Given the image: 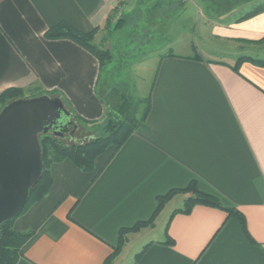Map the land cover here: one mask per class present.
I'll return each instance as SVG.
<instances>
[{
  "label": "crops",
  "instance_id": "0c3cea01",
  "mask_svg": "<svg viewBox=\"0 0 264 264\" xmlns=\"http://www.w3.org/2000/svg\"><path fill=\"white\" fill-rule=\"evenodd\" d=\"M116 1L0 0V95L9 88L25 90L28 98L54 92L77 121L101 123L98 60L70 39L45 34L65 22L99 36ZM182 1L157 4L175 8ZM199 1L206 17L198 43L177 38L155 51L148 128L119 150L108 148L91 172L69 159L51 166L47 195L14 222L15 231L33 233L17 264H105L122 229L149 221L158 196L192 182L241 212L252 240L236 218L203 205L176 214L167 234L172 206L190 196L177 193L154 225L127 234L111 264H121L133 242L129 264H264V67L245 60L233 69L242 44L260 48L247 42L264 38V12L238 21L249 11L237 17L221 12L225 0ZM161 6L155 24L166 27L171 21Z\"/></svg>",
  "mask_w": 264,
  "mask_h": 264
},
{
  "label": "trees",
  "instance_id": "16d2710c",
  "mask_svg": "<svg viewBox=\"0 0 264 264\" xmlns=\"http://www.w3.org/2000/svg\"><path fill=\"white\" fill-rule=\"evenodd\" d=\"M225 2L224 4H226ZM261 12H264V2L255 6L253 10L245 13L238 19V21L250 19ZM111 20L112 19L109 16L107 19L108 26L111 23ZM119 22L115 25L114 29L118 30L121 28L122 23ZM97 31L98 30H93L89 33H83L74 29L69 24L62 22L59 25L49 29L46 32L45 37L49 39L67 38L72 40L94 55L100 64V69L102 70L111 59V54L107 51L97 49V47L93 44V40ZM247 43L264 47V38L259 41ZM198 58L200 59L201 57ZM245 60L264 67V59L243 55L238 59L236 64L233 66V69L238 72L241 63ZM154 82L149 95L143 99L135 98V96L130 93L126 87H114L105 93L98 91V95L106 109L105 118L101 123L88 124L81 122L85 126L96 128L101 132L100 134L95 133L92 135V137H90L89 141L87 142H82L76 145H66L63 143L62 138H58L52 134L41 135L40 144L43 155L42 177L39 182L30 190L29 200L20 215H22L30 206L41 201L47 195L52 185L51 166L54 163L69 159L84 171L91 172L95 169L96 159L105 153L108 148L113 147L116 150H119L135 132L147 129V120L152 106V89L154 87ZM40 95L56 97L54 92L49 94L42 93ZM21 98H25V90L19 88H9L5 90L0 95V111L8 103ZM177 193H190V196L185 199L183 207L173 211L166 226L167 234L169 225L176 214L187 215L191 213L195 206L203 205L224 210L228 213L229 217L236 218L240 222L245 235L252 240L247 229L245 217L241 212L236 209L223 207L216 197L202 192L198 188L197 183L192 182L184 189L172 190L166 195L158 196L157 209L149 221L139 222L130 229H122L119 235V244L115 248L113 255L106 261L105 264H111L112 260L120 254L122 248L127 242L125 238L126 233L134 232L144 227L154 225L156 216ZM18 217L0 225V264H17L21 257L22 247L33 235L32 232L20 233L15 231L13 225ZM167 237L168 240L166 244H173L174 241L169 236ZM146 248L147 246L137 257L142 255Z\"/></svg>",
  "mask_w": 264,
  "mask_h": 264
},
{
  "label": "rangeland",
  "instance_id": "374dc122",
  "mask_svg": "<svg viewBox=\"0 0 264 264\" xmlns=\"http://www.w3.org/2000/svg\"><path fill=\"white\" fill-rule=\"evenodd\" d=\"M157 1L158 0L116 1L114 11L110 15L112 19L111 23L109 26L106 23L103 33L101 32L99 36L96 34L93 40V44L97 49L107 51L111 54V59L101 70L98 84L99 92L105 93L114 87H126L135 98H146L150 93L158 68L159 59L155 53L156 49L168 41L177 38L186 42L191 40L196 44L198 43L201 37L198 30L203 26L206 17L205 3L199 0L188 2H184L183 0L182 2H184L185 7H182L181 4L183 3L180 2L179 7L171 8V6L168 7L166 2L157 4ZM225 1L226 5L224 9L220 8L221 6L219 7L221 12L223 13L229 10L231 15L238 17L243 12L253 10L255 4L259 3L261 0ZM158 5L159 7L161 5L163 6L161 7L166 10L168 21H171V23L166 24V27H157L155 24V21H157L156 19H159L157 15L160 16L158 12L161 10ZM177 14L179 15L178 17H176ZM118 22L122 23V26L116 30L114 27ZM193 25L197 27V30L192 31L194 30ZM167 27L169 28L167 29ZM196 33H199L198 37ZM195 37L196 39L193 40ZM242 46L241 55L264 59V47H260L256 50L255 47H250L246 44H242ZM233 50H235V48L231 49V51ZM255 50L260 51L261 54H257ZM34 94H36L35 97H37L39 93ZM79 123L81 128L77 131L76 140L63 139L64 144L76 145L87 142L90 139V134L101 133L96 128L87 127L81 122ZM183 205V202L176 201L171 211H173L174 208H181ZM168 215L166 216L165 223L169 217ZM165 223L162 226L163 228ZM140 230L126 233V240L127 234L137 233ZM135 245V242L130 244L127 249L128 252L123 256L121 264H129L133 259L132 254L135 251Z\"/></svg>",
  "mask_w": 264,
  "mask_h": 264
},
{
  "label": "water",
  "instance_id": "95a60500",
  "mask_svg": "<svg viewBox=\"0 0 264 264\" xmlns=\"http://www.w3.org/2000/svg\"><path fill=\"white\" fill-rule=\"evenodd\" d=\"M63 117L69 120L61 126ZM72 119L61 98L47 95L14 100L0 111V225L21 214L42 177L41 135L76 140Z\"/></svg>",
  "mask_w": 264,
  "mask_h": 264
},
{
  "label": "flooded vegetation",
  "instance_id": "af4514ba",
  "mask_svg": "<svg viewBox=\"0 0 264 264\" xmlns=\"http://www.w3.org/2000/svg\"><path fill=\"white\" fill-rule=\"evenodd\" d=\"M67 108V107H66ZM68 109V108H67ZM69 110V109H68ZM70 111V110H69ZM71 112V111H70ZM72 114V113H71ZM72 116H73V114H72ZM68 118H65V117H63V119L59 122V124L61 125V126H64L67 122H68ZM73 122H75L77 125H78V128H77V131L79 130V128H81V125H80V123L76 120V118L73 116ZM73 130V127H70L69 128V131H72ZM77 131H76V133H75V138H76V134H77ZM63 139H69V140H72L71 139V137L69 136V135H65V138H63Z\"/></svg>",
  "mask_w": 264,
  "mask_h": 264
},
{
  "label": "built area",
  "instance_id": "2783aa9c",
  "mask_svg": "<svg viewBox=\"0 0 264 264\" xmlns=\"http://www.w3.org/2000/svg\"><path fill=\"white\" fill-rule=\"evenodd\" d=\"M184 1H193V0H184Z\"/></svg>",
  "mask_w": 264,
  "mask_h": 264
}]
</instances>
